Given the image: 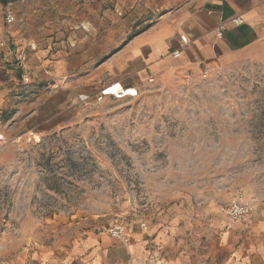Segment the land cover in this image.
Returning a JSON list of instances; mask_svg holds the SVG:
<instances>
[{"label":"rangeland","instance_id":"1","mask_svg":"<svg viewBox=\"0 0 264 264\" xmlns=\"http://www.w3.org/2000/svg\"><path fill=\"white\" fill-rule=\"evenodd\" d=\"M154 1H17L6 31L17 41L28 4L46 12L99 4L124 16L137 11L140 22L151 18ZM135 88L137 96L104 104L47 105L34 123L4 97L0 264L71 253L89 235L106 238L101 233L116 223L158 254L204 255L226 230L224 209L234 197L251 201L254 215L264 213V58L146 75ZM38 118L50 128L32 129ZM31 130L37 138H21Z\"/></svg>","mask_w":264,"mask_h":264},{"label":"crops","instance_id":"2","mask_svg":"<svg viewBox=\"0 0 264 264\" xmlns=\"http://www.w3.org/2000/svg\"><path fill=\"white\" fill-rule=\"evenodd\" d=\"M154 3L151 18L140 22L137 11L124 16L120 10H101L99 4H90L84 10L51 12L34 11L31 4L24 5L21 27L27 26L12 42L14 37L6 31L9 25L0 20V106H6V97L14 113L24 114L34 123L45 113V106L85 107L78 101L79 94L94 95L111 84L136 89L146 75L169 78L178 70L199 69L203 63L213 65L242 55L264 58V0ZM237 16L243 20L238 26L230 22ZM32 18L37 20L31 22ZM219 28L221 37L216 34ZM180 34L188 37V44L179 57L173 58L171 53L179 46ZM23 74L39 86L41 99L50 94L46 105L41 100H13ZM110 100L106 97L101 103ZM39 118L32 129L40 127ZM42 124L50 128L48 121ZM101 234L106 238L89 235L71 253L44 252L30 264H83L81 260L84 264H264V213H253L248 223L223 230L204 255L178 250L158 254L146 248V239L132 231L130 245H119L105 232Z\"/></svg>","mask_w":264,"mask_h":264},{"label":"built area","instance_id":"3","mask_svg":"<svg viewBox=\"0 0 264 264\" xmlns=\"http://www.w3.org/2000/svg\"><path fill=\"white\" fill-rule=\"evenodd\" d=\"M25 0H0V20L4 25H11L16 21L15 3ZM230 22L234 25H241L243 20L241 17H233ZM217 36L221 37L223 32L222 28L217 30ZM179 46L176 50L172 51L171 56L177 58L180 56L182 49L188 44V37L184 34L179 35ZM22 57V56H21ZM153 79L149 78V82ZM117 84H111L108 87L101 89L94 95L79 94L78 101L83 105H89L91 103L99 104L105 100L106 97H113L121 99L124 97H115L116 95L108 94L110 88ZM39 86L33 83L28 74H23L21 77V84L18 90L12 95L13 100L19 101H35L41 100L38 94ZM128 91L127 89L125 92ZM136 96V95H135ZM134 97V96H131ZM4 141V137L0 134V143ZM254 213V206L251 201L243 198L241 195L234 197L225 207L224 215L228 219L226 229H230L232 224H245L248 223ZM143 227L144 224H141ZM109 237L119 242L122 245H128L130 243L129 232L123 223H116L108 227L104 231ZM198 235V234H197Z\"/></svg>","mask_w":264,"mask_h":264},{"label":"bare ground","instance_id":"4","mask_svg":"<svg viewBox=\"0 0 264 264\" xmlns=\"http://www.w3.org/2000/svg\"><path fill=\"white\" fill-rule=\"evenodd\" d=\"M119 83V82H118ZM126 89H123V87L120 84H117L113 86L112 88L109 89L107 92L108 94L116 95L115 97H131V96H137L138 92L134 88H128L125 92ZM33 134V133H32ZM34 137H38L36 134H33Z\"/></svg>","mask_w":264,"mask_h":264}]
</instances>
